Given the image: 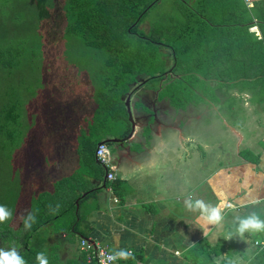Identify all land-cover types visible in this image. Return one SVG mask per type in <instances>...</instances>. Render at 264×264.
Segmentation results:
<instances>
[{
  "label": "crops",
  "instance_id": "crops-1",
  "mask_svg": "<svg viewBox=\"0 0 264 264\" xmlns=\"http://www.w3.org/2000/svg\"><path fill=\"white\" fill-rule=\"evenodd\" d=\"M247 58L239 68L237 55H229L228 65L219 60L204 69L207 78L199 73L196 84L187 81L193 95L180 108L160 96L158 84L142 79L129 94L133 132L101 141L118 138L106 142L117 178L109 180L102 166L103 173L73 182L78 187L70 193L92 191L78 205L76 227L73 218L59 229L47 223L49 244L36 248L79 258L86 237L112 252L132 250L140 257L136 264H216L217 258L251 264L264 233L242 239L235 217L255 211L264 219V62ZM237 74L242 77L233 78ZM190 195L213 205L227 197L222 225L197 226L199 213L184 206Z\"/></svg>",
  "mask_w": 264,
  "mask_h": 264
},
{
  "label": "trees",
  "instance_id": "trees-1",
  "mask_svg": "<svg viewBox=\"0 0 264 264\" xmlns=\"http://www.w3.org/2000/svg\"><path fill=\"white\" fill-rule=\"evenodd\" d=\"M166 1L171 8L149 18L151 9ZM29 4L38 10L42 27L58 29L62 36L75 34L85 44L107 50L109 58L99 83L88 70L75 66L78 70L67 77V90L57 79V85L48 83L45 89L58 94L52 98L45 93L28 104L31 125L12 158L20 173L17 220L31 212L35 222L24 233L26 249L19 254L29 264H38L39 252L46 254L49 264H99L92 252L63 259L56 247L43 251L32 248L28 240L35 238L41 225L62 215L73 214L70 225L76 227L78 205L92 191L70 193L78 187L71 184H80L91 172L103 173L96 148L105 137L118 133L126 137L132 131L126 98L134 83L156 82L160 96L180 108L193 95L187 81L196 84L199 73L207 78L204 69L219 60L225 66L229 55H237L239 68L246 65L245 57L250 64L264 62L260 59L264 57V0H254L253 7L245 0H29ZM49 22L53 27L45 25ZM144 23L148 25L142 27ZM253 25L259 27L260 37L249 32ZM13 50L0 44V64L11 66ZM171 60L174 70L169 72ZM11 111L4 109L3 116L17 123L18 115L12 116ZM8 124H0V130L13 143L16 131ZM62 187L68 193L61 200ZM42 202L51 215L43 211ZM41 213L46 216L43 222ZM19 225L25 229L22 221ZM138 259L134 255L114 264H136ZM251 264H264V247Z\"/></svg>",
  "mask_w": 264,
  "mask_h": 264
},
{
  "label": "rangeland",
  "instance_id": "rangeland-1",
  "mask_svg": "<svg viewBox=\"0 0 264 264\" xmlns=\"http://www.w3.org/2000/svg\"><path fill=\"white\" fill-rule=\"evenodd\" d=\"M163 4L165 5L152 8L148 14L149 18L158 11L171 8L170 1ZM40 21L38 10L29 4V0H0V44L14 48L9 58L11 66L0 64V124L6 125L9 122V129L16 131L15 142L12 143L7 141V136L0 130V205H5L12 212L9 220L0 223V248L9 250L14 247L18 252L25 245L26 230L19 225L23 220H17L16 217L20 173L14 168L12 157L16 148L24 141L31 125L28 104L43 97L45 93L52 98L58 94L48 92L50 88L45 89L48 83L57 85V79L60 83L64 82L62 88L67 90V77L70 79L71 71L75 70L77 73L76 67L88 70L96 82L108 70L107 50L89 46L75 34L62 36L58 29L42 27ZM45 25H50V22ZM147 25L148 23H144L142 27ZM50 27H53V23ZM146 85L156 86V82L148 81ZM6 108L12 109V116L18 115V124L13 122L14 120L8 121L4 118L3 111ZM49 196L51 195H46ZM42 209L44 212L50 211L44 202ZM52 213L57 214L54 211ZM47 214L51 215L50 212ZM45 217V214L41 213V222ZM73 217V214L59 217L60 219L56 220V229L69 224ZM56 221H53L54 225ZM48 226L41 225L35 238H26L32 248L36 247L35 243L39 239L41 244L43 241V245L48 246ZM72 238L74 239V236Z\"/></svg>",
  "mask_w": 264,
  "mask_h": 264
},
{
  "label": "clouds",
  "instance_id": "clouds-1",
  "mask_svg": "<svg viewBox=\"0 0 264 264\" xmlns=\"http://www.w3.org/2000/svg\"><path fill=\"white\" fill-rule=\"evenodd\" d=\"M249 7H253L249 4ZM255 19V18H254ZM250 33H256L257 37H260V32L257 25H253L249 28ZM184 206L188 211L198 212L199 215L196 217L197 226L201 225H222L224 221V211L227 207H230L227 201V197L220 200L216 204L207 203L204 199L193 198L191 195L184 200ZM12 216V212L5 206L0 205V223H4L9 220ZM24 223L25 230L32 227V223L35 222V216L29 212L27 217L21 216ZM235 219L238 221V227L236 232L243 239L246 233H264V219H261L260 215L255 211L246 217L236 216ZM259 243V241H257ZM36 259L38 264H49L48 258L44 252L37 253ZM116 259L128 260L134 259V253L130 249H121L114 252V254L108 255V261H114ZM222 258H217L216 264H219ZM0 264H26L25 260L19 254L16 248L5 250L0 248ZM229 264H235V262H229Z\"/></svg>",
  "mask_w": 264,
  "mask_h": 264
},
{
  "label": "built area",
  "instance_id": "built-area-1",
  "mask_svg": "<svg viewBox=\"0 0 264 264\" xmlns=\"http://www.w3.org/2000/svg\"><path fill=\"white\" fill-rule=\"evenodd\" d=\"M247 5H254V0H245ZM96 158L98 162L107 169V178L109 180H115L116 168L111 150L106 142H100L96 148ZM80 248L85 252H92L96 257L99 264H114L118 259L114 261H108L107 256L114 254L106 246L92 241L90 238L82 237L80 240ZM90 258V256H89Z\"/></svg>",
  "mask_w": 264,
  "mask_h": 264
},
{
  "label": "water",
  "instance_id": "water-1",
  "mask_svg": "<svg viewBox=\"0 0 264 264\" xmlns=\"http://www.w3.org/2000/svg\"><path fill=\"white\" fill-rule=\"evenodd\" d=\"M130 99H131V96L128 95V96H127V99H126V105H127L128 111H129V117H130V119H131V121H132V123H133V117H132V113H131ZM134 127H135V124L133 123V128H134ZM132 132H133V130H132ZM132 132H131V133H132ZM116 140H118V138H116V139H112V138H110V139L105 140L104 142H111V141H116Z\"/></svg>",
  "mask_w": 264,
  "mask_h": 264
},
{
  "label": "flooded vegetation",
  "instance_id": "flooded-vegetation-1",
  "mask_svg": "<svg viewBox=\"0 0 264 264\" xmlns=\"http://www.w3.org/2000/svg\"><path fill=\"white\" fill-rule=\"evenodd\" d=\"M141 83L139 82V83H134V85L132 86V89H131V91L128 93V95L130 94L131 95V93H133L134 92V87L135 86H138V85H140ZM132 96V95H131Z\"/></svg>",
  "mask_w": 264,
  "mask_h": 264
}]
</instances>
